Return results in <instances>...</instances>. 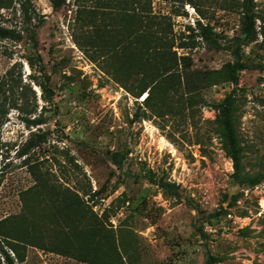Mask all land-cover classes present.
<instances>
[{
	"label": "rangeland",
	"instance_id": "374dc122",
	"mask_svg": "<svg viewBox=\"0 0 264 264\" xmlns=\"http://www.w3.org/2000/svg\"><path fill=\"white\" fill-rule=\"evenodd\" d=\"M241 1L0 0L24 37L0 39V264H264V0L252 42Z\"/></svg>",
	"mask_w": 264,
	"mask_h": 264
},
{
	"label": "trees",
	"instance_id": "16d2710c",
	"mask_svg": "<svg viewBox=\"0 0 264 264\" xmlns=\"http://www.w3.org/2000/svg\"><path fill=\"white\" fill-rule=\"evenodd\" d=\"M66 0H51V6L54 10L60 9L64 4ZM241 7V14H242V34L247 38L249 42L256 41V21L258 19V14L256 12V2L255 0H242L240 2ZM32 19H34L32 16H29L26 11L23 14V22L26 24L31 25ZM44 21L43 18H40L36 24L31 26L32 34L30 35V38L37 43V30L43 25ZM24 30L28 33L30 32V29L28 27H23ZM199 30L202 36L206 37L208 33H212L213 29L208 24L203 26L199 24ZM254 30H255V40H254ZM24 37L22 36L21 32H19L16 28H8L4 26H0V39H10L14 41H21ZM241 64L235 63L233 66H230L227 74L230 77L229 81H232L233 83L237 84L238 79L235 77V72L241 70ZM211 78L214 76L211 75ZM214 80L210 82V84H214ZM43 91H48L46 86L42 85ZM233 108H234V100L228 98L225 101V107L223 108L221 112V128H220V134L222 137V140L224 142V145L227 149V152L230 156V158L233 161L235 174L236 176L240 175L241 172V161L243 158V149L241 145V141L239 139L237 128L234 122V115H233ZM29 125H41L44 123V121L40 120H27ZM40 137V136H37ZM38 141H35L34 139H31L28 141L25 151H23L20 155L24 156L27 154V152L37 147L39 144ZM264 179V173L255 175V185L260 183ZM6 261L7 264H15L14 259L9 255L6 254Z\"/></svg>",
	"mask_w": 264,
	"mask_h": 264
}]
</instances>
